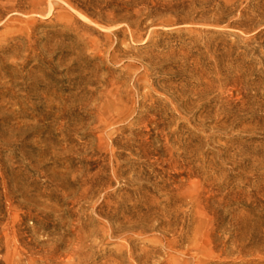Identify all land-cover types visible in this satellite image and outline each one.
I'll return each mask as SVG.
<instances>
[{
    "label": "rangeland",
    "instance_id": "obj_1",
    "mask_svg": "<svg viewBox=\"0 0 264 264\" xmlns=\"http://www.w3.org/2000/svg\"><path fill=\"white\" fill-rule=\"evenodd\" d=\"M145 69L151 93L129 106L155 111L106 132L111 156L78 106L101 83L81 82L130 90ZM11 257L264 264V0H0V264Z\"/></svg>",
    "mask_w": 264,
    "mask_h": 264
},
{
    "label": "bare ground",
    "instance_id": "obj_2",
    "mask_svg": "<svg viewBox=\"0 0 264 264\" xmlns=\"http://www.w3.org/2000/svg\"><path fill=\"white\" fill-rule=\"evenodd\" d=\"M53 7V5H50V9ZM55 9V8H54ZM35 11V10H34ZM32 11V12H34ZM61 10H58L60 12ZM65 13V10H63ZM117 54H110L111 59H116ZM137 69V66L135 64H129V70L133 71ZM128 72V71H127ZM132 72V73H133ZM129 73V72H128ZM97 82H100V87L101 89L99 90L98 87H91L88 91L86 89H81L78 92V98H80V95H83V93L88 92L89 97L85 98L83 101H81L78 106L80 108L87 107V110L90 111L91 113H94L95 116L93 118V123H95V128L98 129L100 132L98 134V138L101 142V145L105 148H109L111 151V156L115 155L114 146L117 144L118 140L116 139V136L114 135H107L105 136L106 132L110 130L111 128L113 129L117 125H124L122 127L123 131L129 130L133 132V129L131 128L133 124H141V123H146L147 118L146 114H149L154 110L156 107H152L150 105H146L143 103L144 107V113L143 114H138L135 110L134 106H129V103L131 105L136 103V98H135V93H139L140 95L143 96V98H146L151 92L150 89H146L151 85L150 80L148 79V73L147 70H143L141 73L137 74L134 77V84L132 89L127 90L125 87L124 81L121 79V77L118 78H112V79H107V77H104L102 79L94 80V79H87L82 81V84H95ZM25 83V82H24ZM80 81H78V84L81 85ZM10 86L15 87L17 85L11 84ZM23 89H28L30 92L33 91V86L32 82L25 83L23 86ZM80 87V86H79ZM84 88V87H82ZM141 88L143 90L141 91ZM11 89V88H9ZM138 94V95H139ZM34 92L32 93L33 96ZM83 95L82 97H84ZM182 105V111L188 112L189 111V106H186L184 103H180ZM179 110L178 107H174ZM181 108V107H180ZM202 111L207 112V106L202 105L201 106ZM155 111V110H154ZM151 116L150 118L155 119V114L149 115ZM202 115L198 116L197 118H194L196 121H201ZM187 119L185 118H180L178 119L175 123H183ZM188 119L187 121H189ZM168 122H171L170 119H168ZM127 127V128H126ZM169 138V137H168ZM124 146H126L124 144ZM79 249V247H78ZM19 255V254H17ZM20 258V256H19ZM20 260V259H18ZM10 264H15L13 262V258L11 257L9 259Z\"/></svg>",
    "mask_w": 264,
    "mask_h": 264
}]
</instances>
